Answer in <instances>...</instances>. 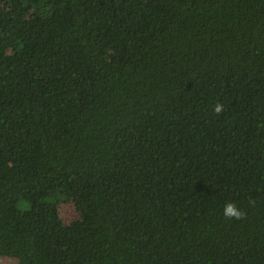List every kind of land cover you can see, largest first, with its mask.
I'll return each instance as SVG.
<instances>
[{
  "label": "trees",
  "instance_id": "16d2710c",
  "mask_svg": "<svg viewBox=\"0 0 264 264\" xmlns=\"http://www.w3.org/2000/svg\"><path fill=\"white\" fill-rule=\"evenodd\" d=\"M0 259L264 264V0H0Z\"/></svg>",
  "mask_w": 264,
  "mask_h": 264
},
{
  "label": "clouds",
  "instance_id": "9594fccd",
  "mask_svg": "<svg viewBox=\"0 0 264 264\" xmlns=\"http://www.w3.org/2000/svg\"><path fill=\"white\" fill-rule=\"evenodd\" d=\"M214 111L216 113H222L223 112V106L220 105V104H217L214 107ZM223 214L228 219L235 218L236 220L243 219L245 217V215H246L244 212H242L241 210H239L234 203H227L224 206Z\"/></svg>",
  "mask_w": 264,
  "mask_h": 264
},
{
  "label": "rangeland",
  "instance_id": "374dc122",
  "mask_svg": "<svg viewBox=\"0 0 264 264\" xmlns=\"http://www.w3.org/2000/svg\"><path fill=\"white\" fill-rule=\"evenodd\" d=\"M72 212H73L72 210L67 208V210L64 213L68 216H72ZM0 264H16V262L10 259H0Z\"/></svg>",
  "mask_w": 264,
  "mask_h": 264
}]
</instances>
